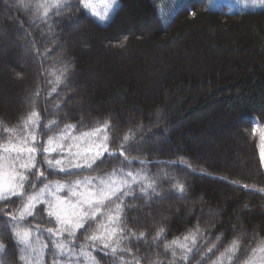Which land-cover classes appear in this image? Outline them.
Wrapping results in <instances>:
<instances>
[{
    "label": "trees",
    "instance_id": "trees-1",
    "mask_svg": "<svg viewBox=\"0 0 264 264\" xmlns=\"http://www.w3.org/2000/svg\"><path fill=\"white\" fill-rule=\"evenodd\" d=\"M172 2L119 0L114 18L101 25L76 11L73 0L72 10L49 20L56 25L52 33L42 31L46 25L34 14L0 4V121L11 127L33 107L42 124L71 114L69 122L83 118L91 126L112 116L117 127L111 138L117 144L129 128L143 123L146 142L137 149L152 162L150 172L158 173L165 162H183L205 173L168 167L186 183L185 198L170 195L131 213L148 241L140 242L134 253H152L151 260L159 257L162 264L170 261L163 243L182 238L197 222L201 228L214 225L206 233L210 240L221 237L216 256L235 236H241L242 249L251 236L264 238V195L214 179L264 187L258 137L251 136L253 118L264 125V11L227 15L210 11L207 0H175L174 9ZM192 11L195 18L189 15ZM53 33L57 44L50 43ZM33 38L35 46L26 47ZM36 48L41 53L52 48L54 54L41 59ZM64 59L73 65L71 92L64 97L71 102L66 108L61 103L65 112L57 117L51 115L56 93L48 98L50 103L45 100L52 87L46 81L55 79ZM154 133L162 135L147 140ZM6 135L0 129V138ZM145 212L150 215L145 217ZM161 225L166 233L160 247H149ZM7 260L20 264L11 252Z\"/></svg>",
    "mask_w": 264,
    "mask_h": 264
},
{
    "label": "snow or ice",
    "instance_id": "snow-or-ice-1",
    "mask_svg": "<svg viewBox=\"0 0 264 264\" xmlns=\"http://www.w3.org/2000/svg\"><path fill=\"white\" fill-rule=\"evenodd\" d=\"M96 2L76 0L75 10L105 24L120 8L119 0H100L104 7L98 11ZM238 3L244 8L264 9V0ZM0 4L34 14L39 23L46 25L42 31L49 33L56 26L49 20L73 9V0H16L15 4L13 0H0ZM176 6L173 0L170 8ZM189 15L195 18L196 13ZM57 41L58 36L53 33L50 43ZM29 44L35 46L36 39L29 40L26 47ZM35 51L41 59L54 54L52 48L43 53L38 48ZM72 68L70 60H61L55 79L46 81L52 87L45 100L50 103L48 98L56 93L53 116L64 113L71 102L64 97L71 92ZM40 94L38 88L34 96ZM61 103L65 108H61ZM157 118L160 119L159 114ZM71 119L73 116L66 114L63 120L51 119L42 124L40 112L33 107L11 127L0 121V129L7 134L0 138V264H9L10 252L18 256L20 264H45V256L48 264H103V258H109L108 264H140L142 259H146V264H162L159 257L151 260L152 253H146V257L134 253L140 242L148 241L146 232L137 230L140 221L131 213L151 208L170 195L185 198L186 183L165 170L168 167H179L195 175L205 173L183 162H165L159 165L161 171L150 172L152 162L141 158L137 149L142 141L146 142L143 123L129 128L117 144L111 138L117 127L112 116L95 120L91 126L83 118L77 123L69 122ZM251 123V136L259 137L257 147L264 167V125L256 118ZM160 135L154 133L147 140ZM214 179L264 195V187L225 177ZM213 226L210 223L201 228L197 222L182 238L164 242V252H170L169 264H264V238L255 235L243 243V249L241 236H235L216 256L221 237L210 240L206 235ZM165 233V227L158 226L148 246L158 249ZM94 253H101L102 257L98 259Z\"/></svg>",
    "mask_w": 264,
    "mask_h": 264
},
{
    "label": "rangeland",
    "instance_id": "rangeland-1",
    "mask_svg": "<svg viewBox=\"0 0 264 264\" xmlns=\"http://www.w3.org/2000/svg\"><path fill=\"white\" fill-rule=\"evenodd\" d=\"M210 2V6L211 8L214 10L215 8H220L222 5H225L229 7L228 12L232 13L235 11H242V12H246V11H259V10H263L261 8H252V7H247L244 8L242 7V5L240 3H238V0H208ZM95 7L97 8V10H102V8L104 7L103 4L100 3V0H97ZM96 22H98L95 18H93ZM99 23V22H98ZM101 24V23H99ZM106 24V23H105ZM104 25V24H101ZM230 41V40H229ZM75 95V93H74ZM264 116V115H263ZM264 118V117H263ZM260 154V153H259ZM176 210V209H175ZM178 213V211H176ZM154 220L156 221L157 218L155 217Z\"/></svg>",
    "mask_w": 264,
    "mask_h": 264
}]
</instances>
